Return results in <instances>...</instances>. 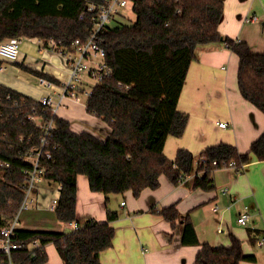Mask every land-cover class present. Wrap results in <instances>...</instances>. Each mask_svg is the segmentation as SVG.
<instances>
[{
	"label": "trees",
	"instance_id": "16d2710c",
	"mask_svg": "<svg viewBox=\"0 0 264 264\" xmlns=\"http://www.w3.org/2000/svg\"><path fill=\"white\" fill-rule=\"evenodd\" d=\"M104 2L0 0V42L37 39L48 49L54 41L66 52L76 53L92 36L94 22L88 5ZM133 10V23L103 29L97 38L105 50L104 62L112 71L92 87L86 110L110 126L107 137L73 131L71 123L54 114L51 107L0 83V232L15 219L24 201L27 173L34 168L26 156L42 147L44 125L49 122L53 128L42 149L39 168L45 180L60 185L56 219L64 225H78L61 232L17 229V242L39 244L14 251L16 264H47L46 247L50 244L64 264H102L101 253L113 246L116 231L112 222L118 213L109 211L104 222L87 219L80 224L76 214L79 176L88 178L94 193L108 197L132 191L139 197L146 189H158L162 176L174 185L192 177L194 189L212 191L218 170L241 172L252 156L264 161V132L245 153L226 143L205 148L197 158L187 149H179L174 160L164 153L167 139L180 138L186 131L189 115L178 109V103L201 46L226 44L239 60L240 94L264 114V53H255L246 42L221 34L224 1L134 0ZM3 63L0 60V68ZM16 66L57 83L43 70L25 63ZM79 92L85 91L82 88ZM149 212L160 215L173 229L182 220V245L200 247L193 264L255 260L244 253L235 236L230 247L201 243L190 214L182 216L176 204L159 210L152 207ZM250 235L252 244L257 245L262 233L252 230Z\"/></svg>",
	"mask_w": 264,
	"mask_h": 264
},
{
	"label": "crops",
	"instance_id": "0c3cea01",
	"mask_svg": "<svg viewBox=\"0 0 264 264\" xmlns=\"http://www.w3.org/2000/svg\"><path fill=\"white\" fill-rule=\"evenodd\" d=\"M223 1L221 34L246 42L255 53H264V0ZM248 17H257V20L245 22ZM37 41L39 54L27 56L25 49L20 47L16 63H25L53 76L57 83L53 84L52 95L57 102L70 76L68 60L54 50L41 48ZM21 55H25V62L21 61ZM197 58L190 66L178 103V109L189 115L186 131L180 138L167 139L165 155L174 160L179 149H187L198 157L205 148L221 143L235 145L242 153L249 151L251 144L264 132V114L240 94L238 57L224 42H216L199 47ZM16 63H3L0 83L38 100L47 96L48 91L40 85L41 77L25 72ZM81 96L82 92H78L76 97L65 98L56 114L68 120L77 133L107 137L111 130L87 112V99L82 100ZM219 123H227L228 127L221 128ZM191 181L192 177L174 185L162 176L158 189H146L139 197L132 191L107 197L92 192L88 178L79 176L76 214L80 224L87 219L104 222L109 211L118 213L117 220L112 222L116 231L113 246L101 253V263L193 264L200 247L182 245V220L177 221L173 229L160 215L149 212L152 207L159 210L176 204L182 216L190 214L201 243L230 247L231 237L235 236L242 242L244 253L255 256L254 261L241 264H264V244L254 246L250 235L256 230L262 233L260 239L264 236V161L252 156L241 172L234 168L218 170L214 174L215 189L212 191L194 189ZM59 196V184L38 185L31 206L20 215L18 228L49 232L73 230L71 225L61 224L51 210L53 200ZM216 206L218 211H214ZM245 212L250 214V219L247 226H241L238 217ZM22 214H26L24 220ZM50 245L58 264H64L56 247ZM50 245L46 247L48 257ZM50 261L49 257L47 264Z\"/></svg>",
	"mask_w": 264,
	"mask_h": 264
},
{
	"label": "built area",
	"instance_id": "2783aa9c",
	"mask_svg": "<svg viewBox=\"0 0 264 264\" xmlns=\"http://www.w3.org/2000/svg\"><path fill=\"white\" fill-rule=\"evenodd\" d=\"M128 9L134 12V0H105L102 5L89 4L88 13L92 14V21L94 22V28L92 30L91 38L81 46H78L76 53L66 52L64 48L60 47L54 41H50L48 44V49L54 50L60 55L64 56L68 60V65L70 67L69 79L62 86V92L58 95L57 102L54 100L52 95V90L54 88L53 83L41 78L40 85L48 91V95L40 99L41 103L45 106L52 108L54 114L57 113L59 107L63 106V101L67 97H76L80 89H84V93L88 96L91 94V89H86V83L83 80L84 74L87 72L89 79H95L98 82L103 79V77L108 76L112 69H110L104 62L105 50L100 47L98 43V36L103 29L110 28L109 23L117 17H127L124 12ZM85 16V12L81 15V19ZM257 17H248L245 22H255ZM40 41L41 48H43V41ZM239 42V41H237ZM20 43L21 40L14 39L0 42V60L6 63H16L20 57ZM44 49V48H43ZM93 59L96 60L94 65L91 64ZM4 70V68H0ZM219 127H228L227 123H219ZM53 128V122H49L44 125V137L42 138V147L33 149L27 156L26 161L33 165V170L27 174V184L25 187V198L19 209L18 214L15 219L10 223V225L1 229L0 235V264H16L13 259V252L29 247H33L39 244L38 241L25 245L24 243H19L16 240V233L20 215L23 211L27 210L31 204L30 196L34 192L37 183L42 179L43 170L39 168V159L42 155V149L47 143V137ZM46 157H50L49 153H46ZM234 164V163H232ZM59 199V198H58ZM58 199L53 200L51 204V210L55 211L58 205ZM125 205V203H123ZM214 211H218V207L214 208ZM250 219V214L245 212L238 217V224L241 226H247ZM73 229H77V223L70 224ZM222 232V230H220ZM264 244V236L259 240L258 245L262 246Z\"/></svg>",
	"mask_w": 264,
	"mask_h": 264
},
{
	"label": "rangeland",
	"instance_id": "374dc122",
	"mask_svg": "<svg viewBox=\"0 0 264 264\" xmlns=\"http://www.w3.org/2000/svg\"><path fill=\"white\" fill-rule=\"evenodd\" d=\"M124 12L127 14V17L126 18H124V17L114 18L109 23L108 26L110 28H116V27H118V26H120L122 24H125V25L131 24V23H133L136 20V14L134 12H132V11H130L128 9H125ZM20 47H21L22 50L25 49V51H24L25 53L24 54L27 55V56H32V55H36L37 56L39 54V52H40L39 51V44H38V41L37 40H32V39H29V38H22L21 39V43H20ZM25 55L24 56L21 55V61H23V62H25V58H26ZM96 60L99 61V59H93V61L91 62V64L94 65L96 63ZM83 80L86 83V89L87 90H89L90 88H92L93 86H95L97 84V82H98L95 79H89L87 72L84 74ZM55 98H56V96L54 97V100H55ZM87 98H88V95L86 93H82L81 99L82 100H85ZM102 122L105 123L106 126L109 127V129L111 130L110 126L106 122H104V121H102ZM40 181L37 183V186L40 185V184L46 183V182L53 183V182H49V181L45 180L43 177H42V179ZM53 184H56V183H53ZM33 195H34V192L30 196V200L31 201H32ZM30 206H31V204H30ZM25 217H26V214L25 215L22 214L21 219L24 220ZM51 246L52 245H50V247L48 249V251H49V257L51 258V261L49 262V264H58V262L56 260L57 258L55 256L54 251H53V248Z\"/></svg>",
	"mask_w": 264,
	"mask_h": 264
}]
</instances>
